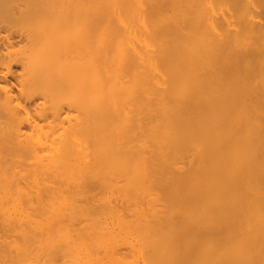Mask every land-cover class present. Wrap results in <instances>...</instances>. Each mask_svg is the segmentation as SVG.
Returning <instances> with one entry per match:
<instances>
[{"label": "bare ground", "instance_id": "6f19581e", "mask_svg": "<svg viewBox=\"0 0 264 264\" xmlns=\"http://www.w3.org/2000/svg\"><path fill=\"white\" fill-rule=\"evenodd\" d=\"M26 200L1 220L33 264H264V0H0V204Z\"/></svg>", "mask_w": 264, "mask_h": 264}, {"label": "rangeland", "instance_id": "374dc122", "mask_svg": "<svg viewBox=\"0 0 264 264\" xmlns=\"http://www.w3.org/2000/svg\"><path fill=\"white\" fill-rule=\"evenodd\" d=\"M27 196H28V197H27ZM27 196H25L26 198H25V197H23V198H25V199L29 198V195H27ZM30 196H31V195H30ZM33 196H34V195H33ZM34 197H35V196H34ZM34 197H33V198H34ZM92 197H93V196H92ZM21 198H22V197H20V200H21ZM44 198H45V197H44ZM93 198H95V197H93ZM97 198H98V197H97ZM25 199H23V200H25ZM29 199L32 200V198H29ZM36 199H37V198H36ZM36 199H35V200H36ZM37 200H38V199H37ZM43 200H44V199H43ZM92 200H93V199H92ZM27 201H29V200H26L24 204H22V201H20L21 203H18L19 201H15V202H11V201L8 202V201H7V204H5V203H4L5 201H4V202L2 203V204H4V205H1V204H0L1 206H3L2 208L0 207V209H2V211H3V210H6V212L3 211V214H4V212H5L6 215H2V216H0V221H1L0 223H2V225L0 224V231H1L2 229H3L2 232L4 231L3 233L0 232V237H5V234H6L7 231H6V228H5V224H3V222L6 223V226H7V228H8L7 223H8L9 225H10V223H11V219L9 220L8 217H11V216L14 214V213H13L14 208L17 209L18 207H19V208L21 207L22 209H21V208H20V209L18 208V210H23V208L25 209V208H30V207H31V206H29L28 204H32V203H34V201H32L31 203H29V202H27ZM95 201H96V200H95ZM16 202H17L18 204H17ZM26 202L28 203L27 205H26ZM35 202H37V201H35ZM45 202H46V201L44 200L43 205L46 204ZM92 202H93V201H92ZM0 203H1V202H0ZM41 203H42V202H40V204H41ZM93 203H94V202H93ZM13 204H14V206H13ZM16 204H17V205H16ZM19 204H22V205H25V206L23 207L22 205H19ZM38 204H39V203H38ZM40 204H39V205H40ZM9 205H10V207H8ZM11 205H12V206H11ZM17 206H18V207H17ZM27 206H28V207H27ZM34 206H35V204H34ZM34 206H33V207H34ZM37 206H38V205H37ZM37 206H36V207H37ZM46 206L48 207L49 205L46 204ZM46 206H45V207H46ZM6 207H7V208H6ZM45 207L43 206V208H45ZM47 207H46V208H47ZM5 208H6V209H5ZM9 208H10V209H9ZM40 208H41V206H40ZM31 209H32V207H31ZM33 209H35V208H33ZM33 209H32V210L29 209V210H30V213H28V214H30L31 217H33V214H31V213H32L31 211H34ZM36 209H37V208H36ZM41 209H42V208H41ZM11 210H12V212H10ZM2 211L0 210V212H2ZM23 211H24V210H23ZM36 211H38V213H39L40 210L37 209ZM36 211H34V212H36ZM24 212L27 213V212H29V211L25 210ZM34 212H33V213H34ZM45 212H46V211H45ZM45 212H44V213H45ZM10 213H11V214H10ZM40 213H41V212H40ZM35 214H36V213H35ZM42 214H43V213H42ZM0 215H1V214H0ZM37 215H38V214H37ZM37 215H35V217H37ZM5 216H7V217H5ZM13 216H14V215H13ZM1 217H4L6 221H5L4 219H3L4 221L1 220V219H2ZM35 217H33V218H35ZM7 218H8V219H7ZM13 220H15V216H14ZM2 221H3V222H2ZM8 221H10V223H9ZM14 222H16V221H14ZM12 224H14V225H12V226H13L12 230H11V231H8V232H11V234L7 235L8 237L10 236L11 239H12V237H13V236H12L13 232H14V234H15L16 232H18V231L21 232V230H18V229L15 230V228H14V227H16L15 223H12ZM3 225H4V226H3ZM12 226H11V227H12ZM9 227H10V226H9ZM16 228H17V227H16ZM7 230H9V228H8ZM20 232H18L17 234H20L21 239H22L24 236H22L23 234L20 233ZM14 234H13V235H14ZM27 234H28V233H27ZM7 236L5 237L6 240L9 239ZM17 236L19 237V235H17ZM15 238H16V240H15ZM19 238H20V237H19ZM21 239H20V240H21ZM27 239H28V238H27ZM0 240H1V238H0ZM3 240H4V238H3ZM3 240L0 241V244L2 243V244L4 245V243L6 242L5 244H6V245H9V243L7 244V241H4V243H3ZM17 240H18V239H17L16 234H15V237H13L12 240L8 241V242H10V246H9V247H12V251H11V252H13V254H14V255L11 254V252L9 253V254H10V256H9L10 258H11L12 255H13L14 257L12 256V261H11V263H8V262H10V260H9V261L7 262L8 264H13L12 262L14 261V259H15L14 264H19V263H20V260L22 261V258H21V257H23V256L27 257L26 255H28V252L31 251V249H29V248H31V246L29 247V245L31 244V242L28 241V242H26V244H27L29 250H27L26 248L23 247V248H24V252L26 253L25 250H27V253H26V255H25V253L23 252L24 255H23V256H20V255H22V251H21V250H22L23 248H22V249H19V248H21L22 246L19 245V241H18V242H15V241H17ZM28 240H29V239H28ZM12 241H13V242H12ZM23 241H24V238H23ZM26 241H27V240H26ZM24 242H25V241H24ZM24 242L21 241L20 244H23V245L26 247V245L24 244ZM17 243H18V244H17ZM28 243H29V245H28ZM2 244H1L0 246H1L2 248H4V246H3ZM11 244H12V245H11ZM32 244H34L32 248L37 249V251H38V249H39V250H42L43 253L40 251V252L42 253V255H44V254H45V256L48 255L47 252L45 253V251H44L45 249H40L39 247H38V248H35V247H36L35 243H32ZM32 244H31V245H32ZM18 245H19V248H17ZM13 246H15V247H13ZM1 247H0V248H1ZM9 247H7V248H9ZM2 248H1V250H0L1 252H3V250H4V249L2 250ZM15 248H16V249H15ZM5 249H6V247H5ZM9 249H10V248H9ZM17 249L21 252L19 256H18L19 251H18ZM34 249H33L32 251H34ZM52 249H53L52 251H55L54 248H52ZM56 249H57V248H56ZM123 249L126 250L125 248H123ZM10 250H11V249H10ZM124 250H123V251H124ZM14 251H15V253H16V251L18 252V253H17V256H16V254L14 253ZM37 251H35V253H37L36 255H37V256H39V255L41 256V253H40V252L38 253ZM58 251H59V249H58L56 252H58ZM4 252H5V251H4ZM4 252H3V253H0V254L2 255L0 258H3V261L0 260V264H7L6 262L4 263V260H5V259H9L8 256H6L8 253L6 252V255H5ZM50 252H51V251H50ZM35 253H32V252H31V253H29V254L32 255V256H34L35 258H37L36 255H35ZM48 253H49V252H48ZM52 253H53V252H51L50 254L52 255ZM60 253H61V252H58L57 254L60 255ZM38 254H39V255H38ZM50 254H49L48 257H50ZM55 254H56V253H55ZM57 254H56V255H57ZM3 255L6 256V257L4 258ZM59 255H58V256H59ZM53 256L55 257L54 254H53ZM53 256H52V258H54ZM58 256H56V257H58ZM19 257H20V258H19ZM25 257H23V260L25 259ZM42 257H43V256H42ZM42 257H40V258H42ZM48 257L45 258L46 260H45L42 264H50V263L52 264V262H53V264H54V262L57 263V264H60V263H61V262H59V259L56 260V258H54V259L51 258V260H48ZM28 258H31V256H30V257L28 256ZM28 258H26L24 261H22L21 264H23V263H24V264H25V263H28V264H29L33 257H32L31 259H28ZM40 258H39L38 261L36 260V262H39V263H36V262H34V263H35V264H41V263H40V260H42V259H40ZM17 259H20V260H17ZM33 259H34V258H33ZM37 259H38V258H37ZM49 259H50V258H49ZM26 260H27V261H26ZM29 260H30V261H29ZM43 260H44V259H43ZM52 260H53V261H52ZM1 261H2L3 263H1ZM5 261H6V260H5ZM16 261H17L18 263H15ZM28 261H29V262H28ZM32 261H33V260H32ZM47 261H48V262H47ZM30 264H33V263H30Z\"/></svg>", "mask_w": 264, "mask_h": 264}]
</instances>
